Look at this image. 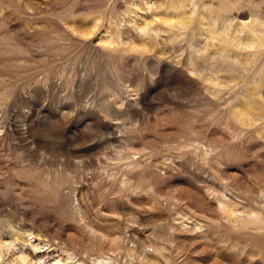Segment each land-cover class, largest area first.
<instances>
[{"label": "rangeland", "instance_id": "374dc122", "mask_svg": "<svg viewBox=\"0 0 264 264\" xmlns=\"http://www.w3.org/2000/svg\"><path fill=\"white\" fill-rule=\"evenodd\" d=\"M0 264H264V0H0Z\"/></svg>", "mask_w": 264, "mask_h": 264}, {"label": "bare ground", "instance_id": "6f19581e", "mask_svg": "<svg viewBox=\"0 0 264 264\" xmlns=\"http://www.w3.org/2000/svg\"><path fill=\"white\" fill-rule=\"evenodd\" d=\"M101 214H102V213H101ZM103 214H104V213H103ZM22 258H23V257H22ZM24 260H25V259H23V261H24ZM97 262H98V263H101V260H98Z\"/></svg>", "mask_w": 264, "mask_h": 264}]
</instances>
